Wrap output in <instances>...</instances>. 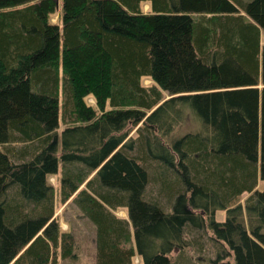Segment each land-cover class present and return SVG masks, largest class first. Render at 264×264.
<instances>
[{
  "label": "trees",
  "instance_id": "obj_1",
  "mask_svg": "<svg viewBox=\"0 0 264 264\" xmlns=\"http://www.w3.org/2000/svg\"><path fill=\"white\" fill-rule=\"evenodd\" d=\"M180 106L200 132L171 136ZM155 165L172 212L146 196ZM58 173L96 264H179L206 229L208 264H264V0H0V264L72 258Z\"/></svg>",
  "mask_w": 264,
  "mask_h": 264
},
{
  "label": "rangeland",
  "instance_id": "obj_2",
  "mask_svg": "<svg viewBox=\"0 0 264 264\" xmlns=\"http://www.w3.org/2000/svg\"><path fill=\"white\" fill-rule=\"evenodd\" d=\"M252 0H244V2H251ZM142 9L144 11H149V5L144 4L142 5ZM57 16L53 18V21H57ZM144 85H152L153 82L150 79H145L143 81ZM60 92H61V100L63 99V81L60 82ZM171 98L167 94H165V100ZM90 103H94V100L92 98L89 99ZM109 109V108H108ZM175 110H177V113H180V117L178 118L176 114H174L173 117L169 118V121L172 122L173 127L170 128L171 130V136L175 138H181L182 135L188 133V132H200L202 130V124L198 120L196 114L191 111L188 106H180L176 107ZM174 113V112H172ZM60 128L58 130V133H61L65 129V125L62 121V117L60 118ZM141 125V124H140ZM139 125V126H140ZM138 128V127H137ZM137 128H134L133 126H129L127 128L128 138L133 139L135 142V149L138 151V148L140 147V140L141 135L138 134ZM170 134V132H169ZM160 139H162L160 137ZM16 148L21 147L22 143H15L14 144ZM157 169L159 172V167L155 165L154 169ZM155 173L154 170L150 169V182L146 190V196L147 198H153L155 200L160 201L163 206H165V209L169 210V212H172L173 210V202L175 199V196H172L171 198H168L166 194L164 193V186H166L169 189H172L175 187L174 181L172 178V181L170 186L162 185V182H167L169 174H167L165 179H162L161 171L159 173ZM94 175V173L90 176V178ZM164 180V181H163ZM49 182L51 185L55 188L57 191V205H56V216L58 217L60 227L64 231H69L73 237H74V246H73V256L72 258H61V254H58V264H96V227L91 222V220L82 212V210L77 206L76 203L73 201V197L69 199L67 202L62 203L60 200L61 197L59 196L60 193V186H61V175L60 173L56 175H51L49 177ZM85 188V184L81 186L80 189ZM176 188V187H175ZM257 189L262 190L264 189V182L260 179L257 185ZM248 197V194H244L241 197L240 202H244V200ZM115 215L117 217L127 219L128 212L124 208H120L117 211H114ZM224 213L220 212L219 217L220 219L223 217ZM206 233L203 232L205 235L202 236V232H193L190 234V237H187L186 243L188 244L187 249L185 250V255H182L180 253V250L173 251L172 259L173 262H177L179 264H192L193 262H200L202 264H208L207 258L212 257L215 258L216 254V247L212 245V243L209 241L210 238L208 236L210 235V232L206 229ZM210 237V236H209ZM189 238V239H188ZM196 251H195V250ZM137 263L140 264V258L137 257L136 259Z\"/></svg>",
  "mask_w": 264,
  "mask_h": 264
}]
</instances>
